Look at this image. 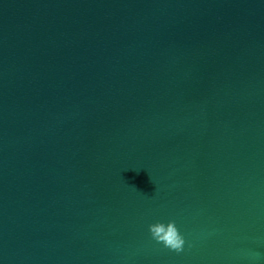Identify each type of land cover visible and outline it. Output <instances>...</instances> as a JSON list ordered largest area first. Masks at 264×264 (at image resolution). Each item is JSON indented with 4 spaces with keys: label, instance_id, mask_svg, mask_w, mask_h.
<instances>
[{
    "label": "water",
    "instance_id": "water-1",
    "mask_svg": "<svg viewBox=\"0 0 264 264\" xmlns=\"http://www.w3.org/2000/svg\"><path fill=\"white\" fill-rule=\"evenodd\" d=\"M0 264H264V0H0Z\"/></svg>",
    "mask_w": 264,
    "mask_h": 264
},
{
    "label": "clouds",
    "instance_id": "clouds-1",
    "mask_svg": "<svg viewBox=\"0 0 264 264\" xmlns=\"http://www.w3.org/2000/svg\"><path fill=\"white\" fill-rule=\"evenodd\" d=\"M149 231L152 238L158 243H162L166 248L177 253L184 251L185 239L176 227L175 221L167 224L157 222L149 226Z\"/></svg>",
    "mask_w": 264,
    "mask_h": 264
}]
</instances>
